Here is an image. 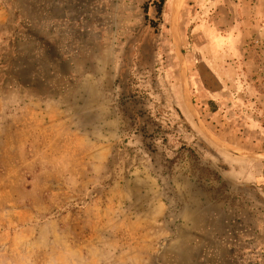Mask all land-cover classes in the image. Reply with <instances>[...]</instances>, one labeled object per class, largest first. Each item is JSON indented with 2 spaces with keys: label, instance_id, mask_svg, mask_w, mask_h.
I'll use <instances>...</instances> for the list:
<instances>
[{
  "label": "rangeland",
  "instance_id": "1",
  "mask_svg": "<svg viewBox=\"0 0 264 264\" xmlns=\"http://www.w3.org/2000/svg\"><path fill=\"white\" fill-rule=\"evenodd\" d=\"M204 4L0 0V264H264V25Z\"/></svg>",
  "mask_w": 264,
  "mask_h": 264
},
{
  "label": "crops",
  "instance_id": "2",
  "mask_svg": "<svg viewBox=\"0 0 264 264\" xmlns=\"http://www.w3.org/2000/svg\"><path fill=\"white\" fill-rule=\"evenodd\" d=\"M204 12L207 11L206 18L202 21V27L207 32L206 37L212 38L218 31H232V34L226 33L223 40L233 39L231 47H236L244 40L245 30L257 29L264 25V0H228L235 5L229 8L230 20L221 29L220 22L217 19V8L220 7V0H204ZM226 1V0H224ZM224 7V5H222ZM213 7V9H212ZM212 10V11H210ZM235 31L237 34H235ZM233 47V48H234ZM230 49L223 50V54L230 55Z\"/></svg>",
  "mask_w": 264,
  "mask_h": 264
},
{
  "label": "trees",
  "instance_id": "3",
  "mask_svg": "<svg viewBox=\"0 0 264 264\" xmlns=\"http://www.w3.org/2000/svg\"><path fill=\"white\" fill-rule=\"evenodd\" d=\"M164 0H161V3L163 2Z\"/></svg>",
  "mask_w": 264,
  "mask_h": 264
}]
</instances>
